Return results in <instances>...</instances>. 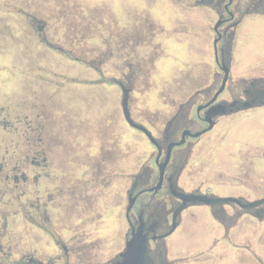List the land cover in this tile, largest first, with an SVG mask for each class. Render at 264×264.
Segmentation results:
<instances>
[{
  "label": "rangeland",
  "instance_id": "1",
  "mask_svg": "<svg viewBox=\"0 0 264 264\" xmlns=\"http://www.w3.org/2000/svg\"><path fill=\"white\" fill-rule=\"evenodd\" d=\"M192 4L194 0H0V113L9 122L7 127L0 126V191L7 186L3 175L8 169L25 172L29 183L22 186L29 192H41L44 200L34 205H42L52 220H45L41 227L20 218L10 227L12 234L32 239L45 235L47 228L65 235L98 233L108 238L125 232L122 220L110 222L106 217L101 225L87 221L92 211L84 208L85 204L81 222L69 207L56 210V192L74 186L59 178L71 174L81 177L79 167L83 164H78L84 159L75 162L76 149L89 152L92 146L90 152L96 159L89 171L108 177L106 191L110 198L116 187L128 188V177L138 168L143 149L123 127L121 93L113 80H130L137 90L132 99L142 102L139 111L143 115L156 113L146 100L154 89V78L161 81L169 71V63L175 60L174 55L166 57L169 44L173 51L181 52L182 47L191 45V41L181 46L176 41L168 43L165 30L171 34L183 31L185 19L194 27L207 26L204 15L186 13ZM249 21L255 34V47L251 49L254 56L260 42H264V17ZM173 69L171 72L176 74L178 66ZM175 77V90L188 82L184 72ZM159 88L160 92L168 89L163 84ZM245 118L241 124H254V130L239 137L230 135L228 153L249 143L260 147L257 151L264 154V107ZM102 146L103 151L99 150ZM245 148L221 162L214 158L213 162L225 163L229 184L244 181L255 196L264 193V156L249 157ZM117 171L125 177L118 186L117 181L110 183ZM206 183L219 190L222 185L213 175L207 176ZM6 195H1L2 207L18 215V201L10 203ZM35 195L28 197L35 199ZM214 227L204 233L191 226L188 237H180V247L200 250L198 243L220 239L222 233ZM235 234L232 238L236 249H222L226 256L218 263L264 264V222L237 225ZM181 250H170L169 257Z\"/></svg>",
  "mask_w": 264,
  "mask_h": 264
},
{
  "label": "flooded vegetation",
  "instance_id": "2",
  "mask_svg": "<svg viewBox=\"0 0 264 264\" xmlns=\"http://www.w3.org/2000/svg\"><path fill=\"white\" fill-rule=\"evenodd\" d=\"M194 3L186 13L204 15L207 26L194 27L185 19L183 31L171 34L165 30L168 43L176 41L181 46L184 41H191V45L187 49L182 47L181 52L173 51L169 44L166 57L171 59L174 55L175 60L169 63V71L161 81L154 78V89L146 100L156 113L143 115L139 111L142 102L139 98L132 99L137 90L130 80H113L121 93L123 127L132 139L140 141L143 149L138 168L128 177V188L116 187L110 198L106 191L108 177L89 171L96 159L91 153L92 146L89 152L76 149L75 162L84 159L78 164H83L79 167L81 177L71 174L59 178L74 186L61 187L56 192V210L69 207L76 215L74 218L81 222L85 204L84 208L92 211V218L87 221L101 225L106 217L110 222L122 220L125 232L103 238L98 233L65 235L46 228L45 235L32 239L15 236L10 227L20 218L26 224L39 223L41 227L45 220H52L42 205H34L44 200L41 192H29L22 186L29 183L25 172L8 169L3 175L7 186L0 191V264H122L128 244L140 227L148 240L143 264H219V258L226 256L222 249L230 246L236 249L232 236H237L233 235L237 225L264 222V202L260 203L264 193L253 196L252 187L244 181L229 184L225 163L213 162L217 157L221 162L245 146L249 157L264 156L257 151L260 147L249 143L237 147L236 152L227 151L230 135L239 137L254 130L251 129L254 124H241L246 115L264 107V42H260L259 51L253 56L255 34L249 26L250 18L264 17V0H194ZM173 66H178L176 74L171 72ZM179 72H184L188 82L183 83L181 90H175L172 83ZM162 84L168 88L165 92H160ZM132 102L137 107L133 108ZM8 124L1 112L0 126ZM261 149L264 150V145ZM99 150L103 151V146ZM208 175L222 184L220 190L206 183ZM124 178L123 172L117 171L110 183L117 181L118 186ZM4 194L10 203L18 201L15 202L18 215L2 207ZM34 194L35 199H29ZM184 195L211 202L193 199L184 203ZM222 198L231 200L215 201ZM191 226L204 233L215 226L222 236L198 243L200 250L180 247V237H188ZM79 229L78 226L74 231ZM178 248L182 250L169 257L170 250Z\"/></svg>",
  "mask_w": 264,
  "mask_h": 264
},
{
  "label": "water",
  "instance_id": "3",
  "mask_svg": "<svg viewBox=\"0 0 264 264\" xmlns=\"http://www.w3.org/2000/svg\"><path fill=\"white\" fill-rule=\"evenodd\" d=\"M127 119L130 122V124L135 126L133 122H131V120L129 119L128 115H127ZM193 199L201 200L205 202H211V201H208L206 198H194L188 195H184L182 197V200L184 201V203H187L188 201H191ZM230 200L231 199L222 198V199H217L215 201L229 202ZM262 202H264V199L260 203ZM165 236H168V235H165ZM147 242H148L147 237L144 234L143 229L140 227L137 232H134L133 238L128 244L127 251L124 254V262L122 264H143L144 257L147 251Z\"/></svg>",
  "mask_w": 264,
  "mask_h": 264
}]
</instances>
